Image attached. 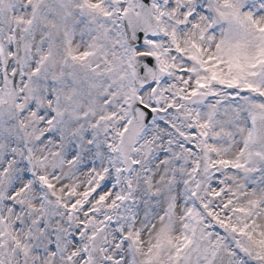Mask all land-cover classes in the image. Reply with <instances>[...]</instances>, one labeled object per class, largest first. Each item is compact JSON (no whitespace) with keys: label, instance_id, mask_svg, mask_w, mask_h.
<instances>
[{"label":"snow or ice","instance_id":"obj_1","mask_svg":"<svg viewBox=\"0 0 264 264\" xmlns=\"http://www.w3.org/2000/svg\"><path fill=\"white\" fill-rule=\"evenodd\" d=\"M0 264H264V0H0Z\"/></svg>","mask_w":264,"mask_h":264}]
</instances>
